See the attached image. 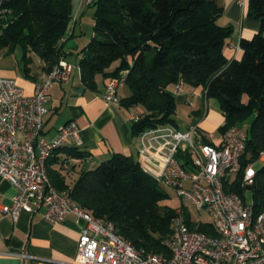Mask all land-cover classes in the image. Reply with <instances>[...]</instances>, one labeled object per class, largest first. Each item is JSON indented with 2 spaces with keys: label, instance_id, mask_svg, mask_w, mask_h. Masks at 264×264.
Masks as SVG:
<instances>
[{
  "label": "trees",
  "instance_id": "16d2710c",
  "mask_svg": "<svg viewBox=\"0 0 264 264\" xmlns=\"http://www.w3.org/2000/svg\"><path fill=\"white\" fill-rule=\"evenodd\" d=\"M73 1L0 0V9L6 10L5 18H0V51L9 53L19 46L25 76L30 75L33 57L45 62V71L66 57L60 39L72 19ZM91 5L93 34L77 53L80 80L84 88L97 91L98 75L106 84L127 70V95L120 97V105L144 113L132 124L133 134L159 124L177 125L176 100L166 87L180 81L201 87L205 99L215 100L225 119L222 132L253 115L240 169L224 179L227 192L245 198L244 171L264 153V0H248L247 16L259 20L260 29L251 39L241 38L239 59L223 53L231 29L216 22L223 11L220 0H91ZM69 149L81 156L77 147ZM56 152L46 161V169L58 190L68 191L92 215L112 221L134 247L167 253L163 240L170 235L175 209L164 204L168 193L138 162L115 153L82 171L68 186L61 174L50 169L57 161ZM184 159L187 163L188 157ZM250 196L254 213L263 212L264 158L255 171ZM184 212L190 228L216 235L211 221H194Z\"/></svg>",
  "mask_w": 264,
  "mask_h": 264
},
{
  "label": "built area",
  "instance_id": "2783aa9c",
  "mask_svg": "<svg viewBox=\"0 0 264 264\" xmlns=\"http://www.w3.org/2000/svg\"><path fill=\"white\" fill-rule=\"evenodd\" d=\"M90 1L85 0L86 4ZM5 13L0 9V18H5ZM41 65L46 66L44 61ZM71 71V63L60 58L48 71L40 72L30 95L15 78L0 76V177L15 189L11 203L1 206L2 213L16 220L23 211H39L47 223H61L68 214L77 216L83 223L71 264H264V211L255 214L251 196L247 200L224 188V179L240 169L247 139L242 126L227 127L217 145L204 143L194 123L185 131L166 123L134 135L141 168L172 188L184 203L207 212L216 232L211 236L190 228L184 209H175L170 235L163 240L166 254L134 247L120 236L112 221L92 215L76 204L68 191L58 190L47 174L46 161L61 147L81 146L82 138L76 122L68 121L46 139L44 116L49 88L68 81ZM126 73L123 70L107 80L102 94L106 105H120L118 90L124 87ZM182 89L180 81L175 94ZM128 111L132 124L144 116L137 107ZM260 157L264 158L263 152ZM60 167L68 169L70 159L62 160ZM254 175L250 163L242 178L245 189L253 184ZM7 254L31 257L19 251Z\"/></svg>",
  "mask_w": 264,
  "mask_h": 264
},
{
  "label": "crops",
  "instance_id": "0c3cea01",
  "mask_svg": "<svg viewBox=\"0 0 264 264\" xmlns=\"http://www.w3.org/2000/svg\"><path fill=\"white\" fill-rule=\"evenodd\" d=\"M85 4L86 2L79 0L73 7L64 43L75 36V33L77 37L73 39L74 42L83 34L79 22L86 7H89ZM220 4L223 11L216 22L221 26H230L231 29L225 40L223 53L228 59H239L242 55L239 46L241 38L251 39L260 29V21L247 16L248 0H220ZM6 54L8 53L5 50L0 51V76L15 78L26 94H33L34 83L42 71L41 59L37 57L38 62L33 59V63L29 64L30 75L25 76L17 59H5ZM96 80L97 91L84 88L79 69L74 73L72 66L68 81L54 83L49 88L50 99L44 116L43 136L50 139L57 133L59 126L75 121L82 138V145L77 147L81 156L70 153L69 148L73 146L61 147L55 154L57 161L50 166L51 170L61 174L68 186L75 182L82 171L93 169L115 153L130 156L138 162L129 108L106 105L102 99L106 79L98 75ZM176 84H169L166 91L175 97L176 105L189 107L187 126L182 130L176 122V127L185 131L194 123L199 129L201 139L213 145L219 144L222 132L219 128L225 119L216 102L209 106V99L204 98L201 87L183 84L182 92L175 94ZM118 94L120 97L127 95L126 88H120ZM67 158L70 159V167L62 169L60 163ZM14 193V187L0 177V264L73 263L79 227L83 221L74 214H68L61 223H47L42 220L39 211H23L13 220L11 216L2 213L1 206L9 205ZM10 251L24 252L31 257L20 258L7 254Z\"/></svg>",
  "mask_w": 264,
  "mask_h": 264
},
{
  "label": "rangeland",
  "instance_id": "374dc122",
  "mask_svg": "<svg viewBox=\"0 0 264 264\" xmlns=\"http://www.w3.org/2000/svg\"><path fill=\"white\" fill-rule=\"evenodd\" d=\"M77 1H79V0L73 1V7L76 6ZM81 1L85 2V0H81ZM85 5H88V4H85ZM94 10H95V7L93 5L86 7L84 14L81 16V21L79 22L81 24V30L83 31V34H80V37L78 38V40L74 42L73 39H75L77 37L76 36L77 33H75L74 34L75 36L69 38L66 41V43H64V46H63V50L66 53L65 59L72 64L74 73L77 71V69H79V68H77L78 67V61H79V54H77V53L80 51V49L82 47H84L88 43V41L90 40L92 33H93V12H94ZM21 57H22V51H21V48L19 46H17L11 52H9L8 54H6L4 56L5 59H9V60L17 59L18 64L20 63ZM33 59L35 62H38L37 57H33ZM207 102H208L207 104H209V106H210V105H213L215 103V100L209 99ZM188 110H189V107H187L185 105H181V104L176 105V111L174 114V119L176 122H178V125L180 126V129H182V130H184V128L187 126L188 115H189ZM252 119H253V115L250 114L247 117H245L239 123V125L246 129L249 127ZM262 165H263V159L261 157H259V159H257L255 162L252 163V168L254 169V171H256ZM160 186L169 195V198L164 202V204H166V205H168L174 209H178V208L185 209L188 212V214L190 215L191 219L194 221H196V220L210 221V215L207 212H205L204 210H196L192 206L184 203L183 199L178 197L172 188L165 187L163 185H160ZM245 197L247 200L250 199V191L249 190H246Z\"/></svg>",
  "mask_w": 264,
  "mask_h": 264
},
{
  "label": "water",
  "instance_id": "95a60500",
  "mask_svg": "<svg viewBox=\"0 0 264 264\" xmlns=\"http://www.w3.org/2000/svg\"><path fill=\"white\" fill-rule=\"evenodd\" d=\"M246 189H247V190H251V189H252V185H248V186L246 187Z\"/></svg>",
  "mask_w": 264,
  "mask_h": 264
}]
</instances>
